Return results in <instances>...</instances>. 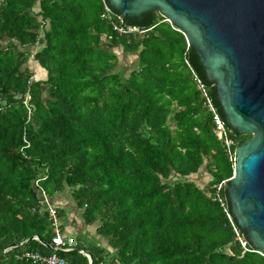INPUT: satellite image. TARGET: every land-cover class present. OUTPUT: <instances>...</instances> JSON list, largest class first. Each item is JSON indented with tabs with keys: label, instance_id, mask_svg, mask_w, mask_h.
<instances>
[{
	"label": "trees",
	"instance_id": "obj_1",
	"mask_svg": "<svg viewBox=\"0 0 264 264\" xmlns=\"http://www.w3.org/2000/svg\"><path fill=\"white\" fill-rule=\"evenodd\" d=\"M104 3L0 0V264H31L16 257L26 249L88 264L77 250L50 248L39 190L50 196L64 186L107 240L109 249L76 243L93 264H264L224 186L217 189L233 159L185 62L227 125L194 50L157 11L124 18L112 10L113 20L145 30L118 33ZM32 47L44 71L36 78ZM118 48L136 56L127 73ZM230 135L235 143L250 137Z\"/></svg>",
	"mask_w": 264,
	"mask_h": 264
},
{
	"label": "water",
	"instance_id": "obj_2",
	"mask_svg": "<svg viewBox=\"0 0 264 264\" xmlns=\"http://www.w3.org/2000/svg\"><path fill=\"white\" fill-rule=\"evenodd\" d=\"M106 2L124 18L157 11L181 31L230 131L250 135L235 144L233 172L223 184L224 195L250 246L264 255V0ZM33 238L37 237L12 246ZM68 250L82 251L93 264L88 251Z\"/></svg>",
	"mask_w": 264,
	"mask_h": 264
},
{
	"label": "built area",
	"instance_id": "obj_3",
	"mask_svg": "<svg viewBox=\"0 0 264 264\" xmlns=\"http://www.w3.org/2000/svg\"><path fill=\"white\" fill-rule=\"evenodd\" d=\"M111 11L112 10L110 9V7L106 3H104V13L102 14V16L111 20L112 25H113V29L116 30L118 33H120V34L131 33V32L142 33L145 31L143 29H140V27L137 25H131V24L125 23L120 16H118V19L113 20L112 16H111V13H112ZM163 20L166 21L165 18ZM33 53H34V50L30 54L31 59H33ZM185 62L187 63V65L191 69V72L194 75V78H195L196 82L198 83V85L202 91V95L205 98L206 105H207L208 109L213 114V121L215 124V129L219 133L223 144L228 149L230 157H232V159H233L234 153H233V151H231V148L233 146H235L236 143H235L234 139L232 138V136L230 135L231 131L227 127V125L225 124L224 120L221 118L218 111L216 110L212 100L210 99V97L207 94V91H206L205 86L202 83L201 79L196 76L193 69L190 67L189 63L187 61H185ZM30 114H31V109L28 107V115L30 116ZM26 146H28V143L26 144ZM226 180H223L221 183L218 184V186H217L218 190L223 186V184ZM217 196H218V200L220 201L221 205H223L222 197H220L219 195H217ZM40 203L45 206V208L48 211L49 219L52 221L53 230H54V235L51 238L52 246L55 249H66V250L74 248V245L76 244L75 240L73 238L64 237L62 235V232L59 228L57 210L54 206H52L49 203L48 195H46L44 192L42 193V199H41ZM224 210H226V209H224ZM234 231L236 232V237H237L238 241L240 242V245L242 246V248H244L245 250H250L247 247V240L243 237V235H240L237 227H235V226H234ZM22 257L25 260H27L28 262H32L33 264H67L66 259L64 257L58 256L56 253L46 255V254H41L38 251H25L22 253Z\"/></svg>",
	"mask_w": 264,
	"mask_h": 264
},
{
	"label": "crops",
	"instance_id": "obj_4",
	"mask_svg": "<svg viewBox=\"0 0 264 264\" xmlns=\"http://www.w3.org/2000/svg\"><path fill=\"white\" fill-rule=\"evenodd\" d=\"M35 8H36V10L39 8L38 4H36ZM30 50L33 51L34 48H30ZM29 64H30V68L31 69H32V65L34 67H36V68L32 69V71L35 70L34 71V77L35 78L37 77V75H39V76H43L44 75V71L41 70L39 67H37L38 65L36 66V63H35L34 60L32 61L30 59ZM27 116H28V118L30 117L28 114H27ZM202 172L204 173V171H201L200 172V175H203ZM203 178H205V179H203ZM207 179H208L207 176H205V175L204 176H201L200 177V180H199L201 182L200 184L203 185V183H205V181ZM203 180H204V182H203ZM39 191L41 193L40 195H41V199H42V193L44 191L43 190H39ZM41 199H40V201H41ZM48 200H49V203L52 206H54L56 208V210H57V217H58V222H59V228H60V230L62 232V235L64 237L73 238L75 240V243H77L81 239L78 236H75L74 234L80 233V234L89 235V236H91L92 238L95 239V242L94 243H93V241H85V242L83 240H81V241L84 242L87 245L94 244V245H96L98 247H102L103 246V247H106V248L109 249L106 238L96 233L95 226L94 225H89V224H86L85 223V221L83 219V216H82V208H79L77 206L76 201H75V199H74V197L72 195V192L68 189L67 186L66 187L65 186L64 187H61L60 189L56 190L50 196L48 195ZM58 209L61 210V212L59 214H58ZM46 211H47V209H46ZM47 213H48V211H47ZM51 224H52V221H51ZM52 228H53V225H52ZM35 237H37V236H35ZM21 243H23V242H21ZM14 244H17V243H14ZM12 245L13 244H11L8 247H6L2 251V253L5 250L9 249V248L17 247V246H12ZM21 245H23V244H21ZM75 245H74V248H78V247H75ZM18 246H20V245H18ZM25 251H36V250H29V249L23 250L22 252H20L19 254H17L16 257L18 259L27 261V260H25L22 257V253L25 252ZM52 251H56V250H52ZM67 251H71V250H67ZM67 251H65V252H67ZM79 252L83 253L82 251H79ZM41 254H43V253H41ZM87 259H88V257H87ZM66 261H67V259H66ZM30 263L33 264L32 262H30ZM67 264H69L68 261H67ZM88 264H89V262H88Z\"/></svg>",
	"mask_w": 264,
	"mask_h": 264
},
{
	"label": "rangeland",
	"instance_id": "obj_5",
	"mask_svg": "<svg viewBox=\"0 0 264 264\" xmlns=\"http://www.w3.org/2000/svg\"><path fill=\"white\" fill-rule=\"evenodd\" d=\"M118 52V57H119V63H118V67L120 68H125V73L128 72V70H130L131 68H133L135 66V60H136V56L133 54H123L120 50V48L116 49ZM31 59V58H30ZM32 60V59H31ZM36 67H34L32 65V69H34ZM35 71V70H34ZM202 174L204 175V173L202 172ZM206 176V175H205ZM200 177V176H197ZM205 179V178H203ZM75 236H78L81 240L85 241H93V243L95 242V239L92 238L89 235H85V234H74Z\"/></svg>",
	"mask_w": 264,
	"mask_h": 264
}]
</instances>
